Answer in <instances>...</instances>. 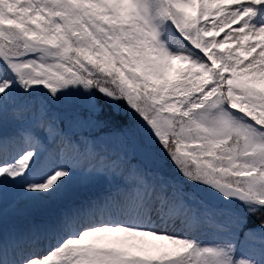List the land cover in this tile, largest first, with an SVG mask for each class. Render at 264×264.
Instances as JSON below:
<instances>
[{
  "label": "snow or ice",
  "instance_id": "snow-or-ice-1",
  "mask_svg": "<svg viewBox=\"0 0 264 264\" xmlns=\"http://www.w3.org/2000/svg\"><path fill=\"white\" fill-rule=\"evenodd\" d=\"M57 105L98 130L123 106L179 177ZM74 181L109 187L4 233L8 185L31 206ZM0 264H264V0H0Z\"/></svg>",
  "mask_w": 264,
  "mask_h": 264
}]
</instances>
